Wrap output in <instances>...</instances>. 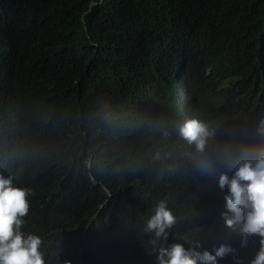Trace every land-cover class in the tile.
I'll return each instance as SVG.
<instances>
[{
    "label": "trees",
    "instance_id": "16d2710c",
    "mask_svg": "<svg viewBox=\"0 0 264 264\" xmlns=\"http://www.w3.org/2000/svg\"><path fill=\"white\" fill-rule=\"evenodd\" d=\"M183 78L217 143L264 145V0H0V175L29 190L45 264H156L174 242L255 258L221 217L235 167L179 134ZM161 200L167 239L145 230Z\"/></svg>",
    "mask_w": 264,
    "mask_h": 264
},
{
    "label": "clouds",
    "instance_id": "9594fccd",
    "mask_svg": "<svg viewBox=\"0 0 264 264\" xmlns=\"http://www.w3.org/2000/svg\"><path fill=\"white\" fill-rule=\"evenodd\" d=\"M182 80L186 96L179 134L189 145H194L197 152H207L199 161L201 166L235 167L231 176L225 171L218 174V186L228 190L224 197L227 211L221 213V217L225 228L238 230L242 237H259V250L250 264H264V145L217 143L216 128L198 120L190 81ZM257 131L264 134V120L259 122ZM28 194L29 190L15 186L11 177L0 175V264H45L40 250L41 238L21 231L30 207ZM175 223L176 217L166 201L161 200L147 220L145 230L153 232L156 239H167L168 229ZM233 251L221 245L213 255L207 250L199 252L193 247L186 248L184 243L174 242L158 249L156 264H217V257ZM63 264H71V261L65 260Z\"/></svg>",
    "mask_w": 264,
    "mask_h": 264
}]
</instances>
